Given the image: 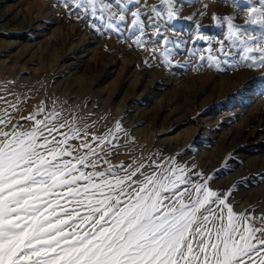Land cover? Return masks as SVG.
<instances>
[{"label": "rangeland", "instance_id": "1", "mask_svg": "<svg viewBox=\"0 0 264 264\" xmlns=\"http://www.w3.org/2000/svg\"><path fill=\"white\" fill-rule=\"evenodd\" d=\"M105 3L119 13L116 0ZM127 6L125 21L114 31L106 27V13L104 22L91 15L82 20L63 0H0V115L7 110L11 117L0 128L30 131L35 121L22 117L43 120L55 111L60 116L53 123L74 120L90 143L93 135L113 133L115 139H107L117 147L107 154L97 150L121 176V164H143L141 172L151 175L174 167V161L188 169L192 183L212 176L209 187L221 196L236 184L228 198L236 213L264 214V69L245 66L250 61L226 39L223 18L234 16L235 25L255 36L260 29L246 24L245 11L231 0H176L180 11L172 21L161 0ZM153 6L160 17L149 10ZM137 8L144 47L136 45L140 33L131 23ZM107 167L101 159L97 170ZM134 179L143 177L137 173ZM185 188L194 192L191 184L179 191Z\"/></svg>", "mask_w": 264, "mask_h": 264}, {"label": "snow or ice", "instance_id": "2", "mask_svg": "<svg viewBox=\"0 0 264 264\" xmlns=\"http://www.w3.org/2000/svg\"><path fill=\"white\" fill-rule=\"evenodd\" d=\"M231 2L245 11V23L257 26L260 34L246 32L233 23L234 16H226V39L242 49V60L250 61L246 67L264 69V0H259V7L251 0ZM116 3L118 14L105 0H63V7L71 5L82 20L91 15L104 22L106 13V27L119 31L127 5L140 0ZM161 3L167 6L169 21L178 18L176 0ZM149 10L161 16L155 6ZM131 15L140 33L135 43L144 47L140 9ZM213 19L221 23L220 17ZM167 53L166 49V63ZM209 60L216 62L214 57ZM9 107L17 110L16 104ZM39 112H44L43 104ZM59 116L54 111L43 120L36 114L22 117L35 121L30 131H19L18 125L11 132L0 128V264H264V214L233 210L228 198L236 184L221 196L209 187L212 176L192 183L188 169L174 161V167L151 175L141 172L143 164H121V176L97 150L107 154L117 147L107 139H115L113 133L93 135L90 143L89 133L74 120L53 123ZM10 123V114L3 110L0 125ZM66 127L69 131L62 132ZM115 130L122 131L119 122ZM74 140L80 143H70ZM106 142L110 147H102ZM101 159L108 165L104 171L97 170ZM137 173L143 179H134ZM197 175L203 179L202 173ZM181 184H191L194 192L179 191Z\"/></svg>", "mask_w": 264, "mask_h": 264}, {"label": "bare ground", "instance_id": "3", "mask_svg": "<svg viewBox=\"0 0 264 264\" xmlns=\"http://www.w3.org/2000/svg\"><path fill=\"white\" fill-rule=\"evenodd\" d=\"M243 207V206H242Z\"/></svg>", "mask_w": 264, "mask_h": 264}]
</instances>
